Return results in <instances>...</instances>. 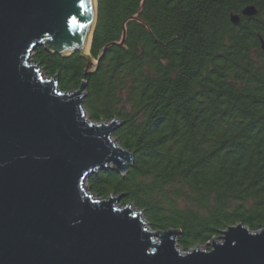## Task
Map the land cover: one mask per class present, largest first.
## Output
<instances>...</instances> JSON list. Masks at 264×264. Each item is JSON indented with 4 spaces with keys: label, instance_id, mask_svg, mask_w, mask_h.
<instances>
[{
    "label": "trees",
    "instance_id": "trees-1",
    "mask_svg": "<svg viewBox=\"0 0 264 264\" xmlns=\"http://www.w3.org/2000/svg\"><path fill=\"white\" fill-rule=\"evenodd\" d=\"M248 5L254 16H243ZM230 15H239L237 24ZM264 0H96L86 73L78 51L37 45L31 62L62 92L84 84L88 120L118 126L133 154L86 177L96 198L120 196L176 247L206 246L228 226H264ZM208 249V248H206Z\"/></svg>",
    "mask_w": 264,
    "mask_h": 264
},
{
    "label": "water",
    "instance_id": "water-1",
    "mask_svg": "<svg viewBox=\"0 0 264 264\" xmlns=\"http://www.w3.org/2000/svg\"><path fill=\"white\" fill-rule=\"evenodd\" d=\"M95 19L96 0H0V264H264V226H228L208 250L181 252L177 231L146 228L120 196L87 191L89 174H123L133 154L112 139L116 120L87 119L84 84L62 92L30 60L45 44L61 56L78 51L93 72Z\"/></svg>",
    "mask_w": 264,
    "mask_h": 264
},
{
    "label": "rangeland",
    "instance_id": "rangeland-1",
    "mask_svg": "<svg viewBox=\"0 0 264 264\" xmlns=\"http://www.w3.org/2000/svg\"><path fill=\"white\" fill-rule=\"evenodd\" d=\"M30 63H32L31 61H30ZM33 64V63H32ZM85 113V112H84ZM85 116H86V113H85ZM120 207H122V206H120ZM124 207V206H123ZM136 209H134V211H135ZM141 215H142V213H141ZM143 218V217H142ZM146 228H148V226L146 225L145 226ZM220 241V238H215V242H219ZM194 248V247H193ZM195 248H197V249H199V250H208L209 249V246L208 245H206V246H203V245H197V246H195ZM206 248H208V249H206ZM182 252V251H181Z\"/></svg>",
    "mask_w": 264,
    "mask_h": 264
},
{
    "label": "bare ground",
    "instance_id": "bare-ground-1",
    "mask_svg": "<svg viewBox=\"0 0 264 264\" xmlns=\"http://www.w3.org/2000/svg\"><path fill=\"white\" fill-rule=\"evenodd\" d=\"M90 42H91V38H90ZM89 48H90V44H89ZM74 50H79L81 52V49L80 48H74Z\"/></svg>",
    "mask_w": 264,
    "mask_h": 264
}]
</instances>
